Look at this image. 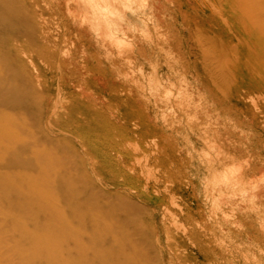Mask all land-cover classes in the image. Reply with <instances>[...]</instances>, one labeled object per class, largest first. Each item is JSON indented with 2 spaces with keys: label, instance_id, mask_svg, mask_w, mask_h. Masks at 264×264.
<instances>
[{
  "label": "bare ground",
  "instance_id": "1",
  "mask_svg": "<svg viewBox=\"0 0 264 264\" xmlns=\"http://www.w3.org/2000/svg\"><path fill=\"white\" fill-rule=\"evenodd\" d=\"M49 22L80 48L82 57L59 48ZM151 51L158 53L153 66L148 63ZM137 64L149 65L147 87L142 85L145 72L135 70ZM165 66L176 68L168 82L180 77L186 92L173 96L167 89L161 91L163 83L157 77ZM196 97H208L264 129V0H0V138L15 124L8 118V108L2 109L7 104L22 110L16 112V128L32 139L19 141L16 136L0 142V169L16 167L13 172H0V201L16 202L1 209L0 215L9 221L13 235L22 238L14 248H5L10 256L24 259L37 254L36 264H160L159 260L217 264L219 258L222 264H236L241 258L246 264L264 262V224L257 231L255 226L257 219H264V168L259 167L258 176L246 178L249 158L243 157L244 166L230 167L226 176L214 179L219 186L236 190L234 196H227L252 211L249 233L256 234V241L261 239L256 257L247 254L248 249L235 254L230 248L233 237L251 240L248 232L244 236L238 230L226 241L206 239L205 233L192 227L182 226L179 234L174 233L164 219L168 201L184 215H192L200 208L191 200L181 205L164 197L141 203L128 195L129 190L134 195L139 186L146 189L149 184L142 173L146 163L142 165L137 154L138 139L147 128L144 118L133 120L134 105H147L152 113L154 104L188 106ZM21 120L33 121V130ZM60 124L65 130L52 137L49 129ZM210 126L202 128L203 135L216 130ZM116 131H125L131 141L126 145L108 141V149L101 151L93 146ZM40 141L52 147L39 149ZM203 153L209 162L225 154L234 156L230 149ZM254 157L257 163L263 160L264 146ZM33 168L38 170V187L23 184L26 175L19 172ZM112 169L115 173L107 174L112 188L98 189L97 175ZM15 177L22 182H9ZM246 181L251 188L242 190ZM167 182L163 179L164 188L157 194L168 191ZM54 194L61 195V201L53 200ZM234 205H227L230 211L222 216L240 229L242 224L234 221ZM15 212L25 221L19 222ZM21 224L48 229L52 236L40 240L26 236ZM211 241L224 245L223 255L228 258L217 255Z\"/></svg>",
  "mask_w": 264,
  "mask_h": 264
},
{
  "label": "rangeland",
  "instance_id": "2",
  "mask_svg": "<svg viewBox=\"0 0 264 264\" xmlns=\"http://www.w3.org/2000/svg\"><path fill=\"white\" fill-rule=\"evenodd\" d=\"M53 27H54L53 23L49 22L48 29L50 33L52 32L51 33L53 34L52 37L56 38V42L59 48L64 51L66 50L65 52H68V53L72 52L74 54L76 53L78 54V56L82 57V52L80 51V48L76 47L74 43L71 42L69 37L61 35L60 29L56 30ZM74 46L75 48H73ZM157 58H158L157 52L155 53L154 51L149 52L148 63L150 64V66H153L152 64L156 62ZM148 66L149 65L147 64H137L135 67V70H141L142 72H145V74H143V77H142V85L146 87L150 83V81H148V78H149ZM172 70H176V68L175 67L172 68L168 66L161 68L160 73L157 77V80L163 83V84H160L162 86V90H161L162 92L166 91L167 89V91H171L172 95L175 96V94L178 93L179 91L186 92L188 89H187V86L182 82V79L180 77H178L177 78L178 80H175V82L174 81L168 82V78L172 76L171 75ZM171 86L173 89L171 88ZM246 102L252 109L253 108L252 102L248 100ZM180 105L181 104L176 103L175 105H171L169 107L168 105L166 106V104H162V103L154 104L152 113L153 114L155 113L157 115L156 118L152 117L151 112L150 113L147 112L148 111L147 105L137 104V105H134V108H132L134 110L133 113L135 115L133 120L134 121L140 120L139 117L144 118L142 123H144L145 127L147 128V130H145L144 135L138 139L140 146L137 150V154L139 155L141 159L140 163L142 165L146 163L145 170L142 171V173L144 177L145 176L147 177V181L149 182V184L147 185L146 189H141V187L139 186V189L137 190V192H135V194L132 192L134 195H131L130 190H129L128 195L133 196L134 200L136 199L137 201L141 203H143V201L147 199L149 200L159 199L160 200L164 197L166 198V201L167 199H172V200H175L177 204H181V205L186 200H191L194 203H196L200 209H198L195 212L193 211L192 215L198 216L197 218H194L192 215H184L183 211H181L177 207H172L168 201V206H167V210L165 211L166 214L164 216V219H166L168 226L171 228V230L174 233L179 234L180 229L182 228V226H184V227H192L198 233H201V234L205 233V235L203 234L202 235L206 239H209V240L213 239L214 237H220V238L222 237L219 240L222 241V239H224V241H226L230 238L229 236H233V234L237 233L238 230H240L244 236H247V232L249 233L252 231L249 228V226L252 225V222L250 220L252 211H250L248 208L241 207L242 202L239 199L237 200V198H233L234 199L233 200L232 198H230L229 196L231 195L234 196L237 193L236 190L233 191L232 189L226 188L225 186L223 187L221 185L219 186L218 184H216V180L214 179V177L217 175L226 176L232 169L238 166H241V165L244 166L242 161L246 160L247 158L251 160L248 161V167L244 166L245 177L249 178L250 176H253L254 173L256 174V176H258L259 167L261 168L262 166L264 168V164H263L264 158L263 160L258 162L259 163L258 164L256 162L257 160L254 159L255 158L254 156L255 154H257V152H259V147L264 146V129L261 130V128H258V127L256 128L255 126H253L250 121V117L248 116H245V117L243 116L245 118L243 119V117H238V116L231 114L218 103H211V100L208 97H205L204 99H201V100H199V97H196V100L193 103H189L188 106L182 105L186 107H182ZM9 107L10 106L6 104L5 106L2 107V109L8 108L7 109L8 118L10 119V121H12L13 124L14 123L15 124L11 126L10 130L6 131V134H3V136H1L0 142L4 143L7 140H9V138L16 139V136L19 141L28 140V139L32 140L30 139L27 131L16 128V112L18 110L17 112L18 114L22 110L19 107L17 108L16 106L11 107V108ZM169 108H170V111H168ZM30 122H33V121L21 120V123H23V125L27 129L29 128L33 130V128H31L30 126ZM207 125L209 126L211 125L210 126L212 127L211 129H216L217 131L213 130L209 136L203 135L204 131L202 130V128L207 127ZM64 130H65V125L60 124V125H57L56 127L49 129V134H51V136L54 137L57 135L58 132H62ZM108 135H109V137L107 136L108 138L104 140L100 139V143L93 145V146L97 150L101 151L102 149H106V150L108 149L109 147L107 145L108 141H110L112 144H115V145L116 144L126 145L128 142L131 141L130 136L127 133H125V131H116L114 135L112 133H108ZM74 136L76 135L74 134ZM162 141L164 144L162 143ZM200 143H202V145ZM37 144L40 145V147H38L39 149L42 148L41 146H45V145H47L48 148L52 147L51 144L48 145L47 143H44L43 141H40ZM207 144H211V145H207ZM215 144L219 148L216 147ZM237 146H241V147H237ZM229 149L232 150V152L234 153L233 157L227 158V155L225 154L226 156L221 155L218 157L216 161L212 160L210 162H209V159L207 158V153H203V152L216 153V152H221V151H225ZM110 153L112 157L115 156V153L113 151H111ZM240 154L241 156L242 155L243 156L242 157L239 156ZM249 154H250V157H249ZM29 155H31V153L25 154V156L27 157ZM204 155H206V158ZM61 156L63 157V153H60V157ZM230 164L231 165L233 164V165L230 166ZM230 167H232L231 170H230ZM119 168L121 170V167ZM146 170H149V171L147 172ZM218 170L220 172H218ZM13 171H16V167L5 166L0 169V172H13ZM125 171H126L125 169L122 170V172H125ZM19 172H23L26 175V178L23 177V179L25 178L24 181L22 182L20 181L21 179L18 180L15 177V178L9 179V182H11L12 184H16V185H18L19 182H22L25 185L29 183L32 186H37V187L39 186L40 179L38 175V170L36 171L33 168V169L25 170V171L21 170ZM71 172L73 171L71 170ZM111 172L114 174L115 169L114 170L112 169L111 171L105 170L104 172H100L102 174L99 173L97 175L95 180L97 181L96 183H98L97 185L98 189L108 191L112 188L113 184L109 182V177L107 176V174H112ZM137 172L139 171L137 170ZM212 174H215L213 175V182L211 181L213 185H211V182H210L212 178V177L210 178V176ZM182 177L184 179H182ZM209 178L210 180H208ZM163 179H167L168 181L166 183V185L168 186V191L162 192V193L158 192L157 194L156 193L157 189L158 191H162L164 188V183L162 184ZM76 182L77 181H73L72 184H75ZM169 182H173L174 185ZM99 184L102 186H100ZM249 186L250 184L247 183L246 181L245 185L242 186L241 189L249 190L251 188ZM206 188L208 189V191ZM138 192L139 194L136 195V193ZM183 194L185 196H183ZM221 196L223 197V199H221ZM55 199L57 202L59 200L61 201V195L54 194L53 200ZM100 200H104V199L100 198ZM211 202L213 203L211 204ZM15 203H16L15 201L10 202L6 200H2L0 201V210L1 209L5 210L6 207H8L9 205L15 204ZM230 203L240 206L239 208L238 206L234 205L235 207L234 211L236 210V214L233 216L236 224L238 223L242 224V227H240V229L237 228L235 224L233 225L228 224L225 222V220H223L222 213L226 211H230V209L226 207L227 205L229 207ZM211 207H214V208H211ZM228 213L230 214V212ZM33 214H30V215L33 217ZM14 215H15V218L16 216L19 217L18 218L19 222L25 221V218L21 217L20 213L18 214L15 212ZM205 216L206 217L208 216L209 218L207 217L206 219ZM173 220H175V224L173 223L174 222ZM176 221H178V223ZM261 222L264 224V219H257L255 223L256 231L258 227L260 226V224H262ZM21 225L23 226V229H24L22 233L26 236L30 235L31 237H34L39 240L44 237L52 236L51 235L52 233L48 231V229L38 230V228L33 225H27V226H25L24 224H21ZM199 226H201V228ZM203 226L205 228V232H201ZM0 231H1L0 232V252H1L0 253V264H36V261L33 262V258L37 254L35 255L31 254L32 258H29L28 256L27 258H24V259H21L18 255L10 256L11 251H8L9 249H5V248H8V247L14 248V246L16 245V242L18 243L19 241L22 240V238H20L19 236L16 237V234L13 235V233L11 232L12 229L9 227V221L8 220L5 221L1 215H0ZM249 235L252 239L246 242L238 240L237 238L233 237L234 240L232 241V244H230V248L231 250L233 249L232 251L235 254H240L244 251L246 252L247 251L246 249H248L249 251H247L246 253L250 254L251 257L259 256V251H257L256 249V244L261 245L260 243L261 239L257 238V241H256V238L255 239L253 238V235L256 236V234L249 233ZM49 244L51 243L49 242ZM176 244H179V243L176 242ZM210 244H211V249L213 250L215 249L214 252L217 255L228 258L225 255H223V254H226L224 245L221 247V243L219 245L218 242H213V241H211ZM179 249H181V247H179ZM157 260L159 259L157 258ZM220 261L222 260L219 258L218 262L217 261L215 262L217 264H222L220 263ZM158 262L160 264L162 263L160 260ZM242 263H244V261L241 258V261H239V263L237 262L236 264H242ZM259 264H264V262L262 261Z\"/></svg>",
  "mask_w": 264,
  "mask_h": 264
}]
</instances>
